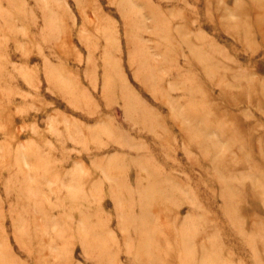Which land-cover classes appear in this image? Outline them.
Masks as SVG:
<instances>
[{
	"label": "rangeland",
	"instance_id": "rangeland-1",
	"mask_svg": "<svg viewBox=\"0 0 264 264\" xmlns=\"http://www.w3.org/2000/svg\"><path fill=\"white\" fill-rule=\"evenodd\" d=\"M0 264H264V0H0Z\"/></svg>",
	"mask_w": 264,
	"mask_h": 264
}]
</instances>
